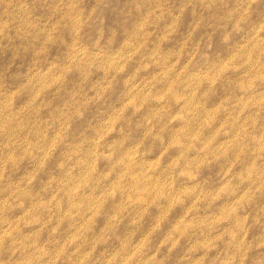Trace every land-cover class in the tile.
<instances>
[{
	"label": "rangeland",
	"instance_id": "374dc122",
	"mask_svg": "<svg viewBox=\"0 0 264 264\" xmlns=\"http://www.w3.org/2000/svg\"><path fill=\"white\" fill-rule=\"evenodd\" d=\"M0 264H264V0H0Z\"/></svg>",
	"mask_w": 264,
	"mask_h": 264
},
{
	"label": "bare ground",
	"instance_id": "6f19581e",
	"mask_svg": "<svg viewBox=\"0 0 264 264\" xmlns=\"http://www.w3.org/2000/svg\"><path fill=\"white\" fill-rule=\"evenodd\" d=\"M7 133V132H6ZM9 135V134H8Z\"/></svg>",
	"mask_w": 264,
	"mask_h": 264
}]
</instances>
